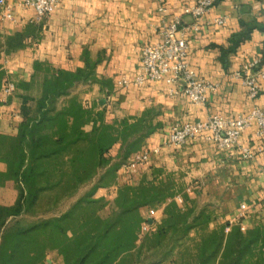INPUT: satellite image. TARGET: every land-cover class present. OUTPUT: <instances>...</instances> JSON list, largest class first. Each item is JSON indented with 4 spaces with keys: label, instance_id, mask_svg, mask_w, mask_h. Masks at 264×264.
Segmentation results:
<instances>
[{
    "label": "crops",
    "instance_id": "1",
    "mask_svg": "<svg viewBox=\"0 0 264 264\" xmlns=\"http://www.w3.org/2000/svg\"><path fill=\"white\" fill-rule=\"evenodd\" d=\"M6 1L11 6L13 20L0 16L1 42L27 26L35 28L36 32L25 38L20 49L10 54L0 51V68L16 79V92L8 104H4L0 95L1 134H16L23 120L20 96L32 97L34 106L41 96L43 73L34 70L35 62L70 72L84 68L88 62L92 64L93 75L88 81L77 84L74 90L82 91L81 101L101 110L106 122L139 116L149 108L160 112L157 120L161 127L141 147H160L159 153L151 155L149 161L136 170L119 169L115 182L109 187L136 185L143 177L150 178L152 168L157 166L182 170L199 188L196 194L203 189L209 195L225 198L223 221L245 229L264 224V144L254 134L255 126L249 127L239 138L240 146L254 151L253 160L241 159L238 149L223 151L200 137L178 148L162 146L175 124L202 121L212 114L237 116L247 113L254 105L264 107V80L258 96L250 99L242 79L237 76L241 65L256 57L261 59L264 68V0H215L202 18L199 30L187 34V62L198 76L217 85L206 94L203 103L197 104L180 96L169 97L167 86L161 81L142 86L119 84L121 77L132 79L138 73L142 47L160 41V31L175 16H181L185 23L193 21L183 15L190 0H164L163 15L157 11L155 0H56L40 25L32 22L33 10L18 6L19 0ZM216 17H225L226 22L207 24ZM241 24L255 28L233 52L223 55L222 49L228 48L232 34L241 31ZM33 86L37 87L35 96L30 94ZM11 112L16 116L15 124L10 126L4 119ZM90 128L89 124L84 130ZM116 147L110 150L111 156ZM3 171L5 165L0 163V172ZM106 190L99 188L98 192L103 195ZM241 204L246 210L240 209ZM163 207L160 205L155 210L160 211V217ZM146 218L153 226L155 218L149 215Z\"/></svg>",
    "mask_w": 264,
    "mask_h": 264
},
{
    "label": "trees",
    "instance_id": "2",
    "mask_svg": "<svg viewBox=\"0 0 264 264\" xmlns=\"http://www.w3.org/2000/svg\"><path fill=\"white\" fill-rule=\"evenodd\" d=\"M241 27L229 38L223 55L233 52L255 28L246 24ZM35 32V28L27 26L6 36L0 40V51L10 54L20 49L25 38ZM33 67L43 73L41 96L35 100L33 114L29 113L27 103L34 99L20 96L23 120L16 135L0 134V161L6 164L0 180L13 181L18 191L12 205H0V264H47L44 254L49 247L59 251L64 264H118L138 239L142 221L138 210L143 207L164 205L165 218L150 234L157 243L166 235L167 228L179 224L185 225L186 230L208 227L210 215L200 211L189 218V214L181 212L174 199V187L167 179L156 184L161 168H152L150 178L143 177L136 185L120 187L114 199L116 207L105 216H76L78 209L92 204L85 198L59 216L20 220L22 212L32 208L47 192L63 187L76 190L101 169L104 175L100 180L106 175L112 177L120 163L111 164L114 158L109 156L110 150L117 145L116 160L125 161L161 127L156 108L110 123L104 120L101 110L87 107L77 98L64 99L59 109L49 108V101L92 77V64L87 62L74 72L51 69L37 62ZM4 78L5 71L0 68V89ZM89 124L90 130L85 131ZM5 147L7 151L3 153ZM71 150L75 151L73 156L69 154ZM181 216L183 219L179 220ZM145 222L149 224V220ZM198 251L197 264H264V224L241 230L238 224L224 221L201 238Z\"/></svg>",
    "mask_w": 264,
    "mask_h": 264
},
{
    "label": "built area",
    "instance_id": "3",
    "mask_svg": "<svg viewBox=\"0 0 264 264\" xmlns=\"http://www.w3.org/2000/svg\"><path fill=\"white\" fill-rule=\"evenodd\" d=\"M155 1L157 11L163 15L165 12L164 0ZM55 3L56 0H19L18 6L22 9L33 10L32 22L42 23L52 11ZM214 4L215 0H190V4L183 9V15L190 16L193 21L185 23L181 16H175L160 31V41L142 47L138 73L132 79L121 77L119 84L142 86L146 83L161 81L166 84L169 97L180 96L193 104L203 103L206 94L209 91H214L217 85L198 76L187 62V34L199 30L202 18L209 13ZM262 14L264 16V3L262 4ZM0 16L13 20L11 6L6 0H0ZM225 22V17H216L207 24L222 25ZM260 63L259 57L253 58L242 64L237 72L250 99H255L258 96L260 83L264 80V68ZM15 89L13 81L3 80L0 95L4 103L13 95ZM10 116L14 118L15 112H11ZM251 126H255L254 134L264 144V107L254 105L247 113L237 116L212 114L202 121L175 124L163 140L162 146L178 148L186 142L200 137L204 142L213 144L223 151L230 152L238 149L241 159L253 160L254 151L239 144V138ZM159 151L160 147L141 149L130 157L125 168L136 170L146 164L151 155H156ZM262 170L264 172V164ZM186 191L188 192L189 189ZM174 199L176 202H182L180 195L175 196ZM240 209L246 210L245 205L241 204ZM147 226L149 224L146 223L142 229L147 230ZM240 229L244 230L245 228L240 225Z\"/></svg>",
    "mask_w": 264,
    "mask_h": 264
},
{
    "label": "rangeland",
    "instance_id": "4",
    "mask_svg": "<svg viewBox=\"0 0 264 264\" xmlns=\"http://www.w3.org/2000/svg\"><path fill=\"white\" fill-rule=\"evenodd\" d=\"M4 79H9L16 85V79L14 76H9L5 73ZM36 90L37 87L33 86L30 94L35 96ZM14 94L15 93H13V95ZM81 94L82 91H75L74 87H72L59 97L49 101L48 107L59 109L62 107V101L68 98H77L85 106L91 107L89 102L81 101L79 98ZM33 104V100L27 103L30 114H32V110L35 108ZM4 120L5 123L10 126L15 124V119L9 115L8 118L6 117ZM12 130H14L13 127ZM1 135L14 137L16 134ZM6 145H9L8 140L6 141ZM6 147L4 150L2 148L3 153L7 151ZM114 150L117 152V147L114 148ZM69 152V154L73 156L75 151L71 150ZM116 152H114V156H111V152H109V156L114 158L111 161V164L120 163L112 177L111 175H106L104 179L100 180L104 175V170H97L91 179L82 183L76 190L71 191L63 187L59 190L47 192L32 208L28 210L26 208L18 218L22 221H37L53 216H59L63 212L69 210L78 200L85 198L92 201V204L87 205V207L84 206L82 210L78 209L76 211V216H89L92 213L100 214L102 216L109 214L116 207L114 199L116 198L117 190L122 187V185L109 186L115 182L117 171L119 169H122L123 171L126 169L125 165L131 157L130 156L125 161L120 162L118 159L116 160ZM0 163L5 165L6 170V164L2 161H0ZM155 168L162 169L161 174L158 175V178L156 179V184L163 179H167L169 185H173L174 187L173 191L175 192V196L180 195L182 202H177V204L181 209V212H186L187 215L189 214V218H191L202 211L210 215L212 220L209 222L208 227H205L204 225L202 228L196 227L194 229L186 230L185 225L179 224L175 228H167L166 235L159 243H157L150 237V234L156 230V227L165 217L163 213L160 217V211L155 212L159 206L140 208L138 211L142 221L137 231L138 239L134 247L131 249V252L124 256L118 264H197L199 258L198 249L200 248L201 238H206L210 230L224 222L222 214L225 208V198L223 196L215 197L209 195L208 192L203 189L200 190L199 194H196L195 192L196 190H199V188L182 170H169L162 166H157ZM56 176H58V174ZM0 183V205L10 206L18 196L16 184L9 179L0 180ZM99 188H105L107 190L104 191V194L102 195L101 191L98 192ZM187 189H189L188 192L186 191ZM112 193L114 196L110 195ZM148 215L150 218H155V222L153 226L149 225L147 226V230H143L142 227L146 224L145 220H147L146 217ZM178 219L182 220L183 217L181 216ZM44 262L47 264H64L63 257L59 251L51 247L45 251Z\"/></svg>",
    "mask_w": 264,
    "mask_h": 264
}]
</instances>
